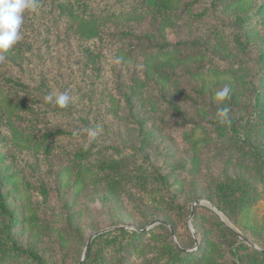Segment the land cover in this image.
Wrapping results in <instances>:
<instances>
[{
	"label": "rangeland",
	"instance_id": "374dc122",
	"mask_svg": "<svg viewBox=\"0 0 264 264\" xmlns=\"http://www.w3.org/2000/svg\"><path fill=\"white\" fill-rule=\"evenodd\" d=\"M258 7L264 10V0H181L176 23L123 21L117 26L123 35L117 45L62 55L58 89L93 127H102L98 142L105 148L139 150L166 185L148 200L132 191L83 186L66 159L55 157L49 165L31 151L16 152L0 131V178L4 192H10L8 209L18 219L12 234L20 248L51 264H80L87 242L98 232L140 233L162 225L175 246L198 250L199 264H244L249 250L264 252V170L238 159L237 146L218 138L212 125L222 124L217 113L226 107L228 121L238 123L251 145L264 144V114L253 112L255 90L264 97V71L256 70L264 52V19L257 16L248 30L236 22L238 15H253ZM205 9L207 15L196 19ZM217 23L249 37L246 53L236 51L230 40L222 44L206 37ZM178 42L190 45L175 53L168 66L160 61L155 68L140 54ZM162 68L179 77L167 78L157 71ZM187 71L191 73L185 75ZM49 73L58 74L54 67ZM226 86L229 98L217 100L216 93ZM237 180L249 183V202L225 215L215 206V186ZM170 201L179 212L166 210ZM208 214L234 238L221 241ZM6 221L0 214V227ZM157 221L162 224L150 228ZM145 245L140 241L126 247L103 264H145ZM241 245L249 250L238 249L239 258L233 259L231 252ZM0 264L32 263L0 257Z\"/></svg>",
	"mask_w": 264,
	"mask_h": 264
},
{
	"label": "trees",
	"instance_id": "16d2710c",
	"mask_svg": "<svg viewBox=\"0 0 264 264\" xmlns=\"http://www.w3.org/2000/svg\"><path fill=\"white\" fill-rule=\"evenodd\" d=\"M35 12L26 11L21 26V39L7 52L6 59L0 62V131L3 139L16 152L31 151L49 164L55 157L67 160L73 176L80 185L103 186L118 192H135L142 200L166 185L162 174L149 164L147 158L136 149L105 148L96 139L87 142L86 129L93 127L91 121L69 100L68 106L61 108L45 97L64 93L58 89L61 57L64 53L79 51L82 54L112 47L120 43L122 33L118 32L120 22L140 21L145 18L159 22L176 23L181 0H37ZM207 15V9L198 14L200 20ZM237 16L243 28H249L256 17L264 19V10L257 8L253 15ZM244 17V18H243ZM237 23V24H238ZM238 24V25H239ZM241 30V29H240ZM248 32V31H247ZM241 31L233 34L223 24H214L205 35L223 44L230 40L236 51L246 53ZM127 36V35H126ZM247 38V39H246ZM246 39L247 41H244ZM190 45L186 42L162 44L154 47L151 53L143 54L146 61L158 68L175 61V53ZM133 52V51H132ZM264 52L259 54V73L264 71ZM54 67L57 76L49 69ZM160 74L171 78L179 77L163 69ZM190 71L184 74H190ZM183 76V75H182ZM170 79V78H169ZM243 83H245L243 81ZM253 88V87H252ZM255 89V88H254ZM255 115L264 114V97L261 90H255ZM178 113L174 104H170ZM236 121L212 123L216 136L236 145L235 156L242 162L252 164L259 171L264 170V145H251L247 136L240 132ZM263 129V128H262ZM253 131L250 130V132ZM256 131V129L254 130ZM10 192H4L0 178V214L7 221L0 227V257L15 260L26 259L32 264H51L41 255L18 246L12 234V226L18 223L17 216L8 209ZM250 185L247 181L218 182L215 186V206L225 215L236 213L248 204ZM172 202L166 203V210L178 211ZM177 212V213H178ZM211 227L221 241H230L234 234L212 214H208ZM145 242V264H199L198 250L186 251L175 246L169 232L158 225L147 232H130L117 229L94 237L88 247L82 264H103L107 257H119L126 247H134ZM249 250L241 245L231 252L238 259V249ZM244 264H264V252L249 250Z\"/></svg>",
	"mask_w": 264,
	"mask_h": 264
},
{
	"label": "clouds",
	"instance_id": "9594fccd",
	"mask_svg": "<svg viewBox=\"0 0 264 264\" xmlns=\"http://www.w3.org/2000/svg\"><path fill=\"white\" fill-rule=\"evenodd\" d=\"M38 8L37 0H0V62L4 61L6 57L3 53L11 49L20 39V30L24 20V13L26 11L35 12ZM230 88L224 87L216 93V98L223 101L229 98ZM48 102H54L61 108L67 107L70 97L67 93H61L53 97L48 95L45 97ZM229 109L222 107L218 110V117L221 123L228 122ZM87 142L91 144L97 139L102 132V127L97 125L95 127L87 128Z\"/></svg>",
	"mask_w": 264,
	"mask_h": 264
},
{
	"label": "water",
	"instance_id": "95a60500",
	"mask_svg": "<svg viewBox=\"0 0 264 264\" xmlns=\"http://www.w3.org/2000/svg\"><path fill=\"white\" fill-rule=\"evenodd\" d=\"M157 224H162V223H161V222H158V221H157V222H153V223L150 225V228L153 227V226H155V225H157ZM145 231H147V229L143 230L142 232H145ZM102 233H103V232H98V233L94 234V236H93L92 238H90V240L87 242V245H86L85 250H84V253H83V260H84V257H85V255H86V252H87V250H88V247H89V245H90L92 239H93L94 237H96V236L102 234ZM83 260L80 262V264H82Z\"/></svg>",
	"mask_w": 264,
	"mask_h": 264
}]
</instances>
